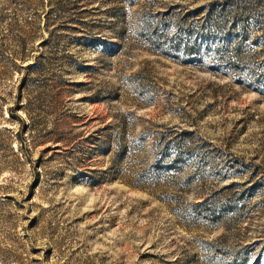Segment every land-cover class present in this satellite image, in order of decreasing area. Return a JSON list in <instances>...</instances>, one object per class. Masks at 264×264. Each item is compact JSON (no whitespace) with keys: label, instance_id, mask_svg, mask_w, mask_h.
Wrapping results in <instances>:
<instances>
[{"label":"rangeland","instance_id":"374dc122","mask_svg":"<svg viewBox=\"0 0 264 264\" xmlns=\"http://www.w3.org/2000/svg\"><path fill=\"white\" fill-rule=\"evenodd\" d=\"M0 264H264V0H0Z\"/></svg>","mask_w":264,"mask_h":264}]
</instances>
